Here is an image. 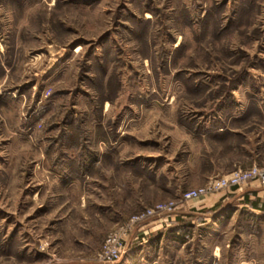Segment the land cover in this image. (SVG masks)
Masks as SVG:
<instances>
[{"label": "rangeland", "instance_id": "374dc122", "mask_svg": "<svg viewBox=\"0 0 264 264\" xmlns=\"http://www.w3.org/2000/svg\"><path fill=\"white\" fill-rule=\"evenodd\" d=\"M204 123L234 134L201 141ZM234 147L259 153L227 174L264 167V0H0V264H96L122 224L217 177L199 159L246 162ZM231 212L163 223L115 264L262 260Z\"/></svg>", "mask_w": 264, "mask_h": 264}, {"label": "crops", "instance_id": "0c3cea01", "mask_svg": "<svg viewBox=\"0 0 264 264\" xmlns=\"http://www.w3.org/2000/svg\"><path fill=\"white\" fill-rule=\"evenodd\" d=\"M204 124L209 126L211 123ZM216 124L217 123H215V125ZM231 124L233 126L235 123H221L219 126H209L203 131L202 134H199L198 137L201 141H205L206 139L222 140L226 135L234 134V130L230 128L232 127ZM231 151L236 154L242 153V156L246 158V162H242L243 164H240L239 160L235 159L233 162L230 163L228 167L218 168L213 167L211 163L207 161V159H199L198 168H200V171L204 172L205 175H225L236 168L248 167V164H250L254 159H256L258 156L257 154L259 153L256 152L255 149L240 150L237 147L231 148ZM189 158L193 161L190 164L191 166H198L196 165V159L192 152L189 153ZM188 205L180 206V209H178V211L173 213L171 216L166 217V219L149 220L144 223V225L139 229H135L134 231H132L129 237L127 238L125 248L126 245L129 244V247L133 251L131 254H135V249L137 248V246L140 245V243L136 242L137 237H139L141 234H145L146 232H152V230H155L156 228L162 226L163 223H165L167 226H180L183 223L181 222V219L185 217L184 215L199 216L208 214V216H212L215 214V224L220 223V220L226 215H228L229 211H232L230 219L235 218L236 222L240 225L238 227V229H240V234H235V239L238 241H248L247 243L245 242L246 244L243 243V247L248 250V254L249 252H253L254 254H256L254 241L264 240V187H260L257 183H251L243 188L232 189L220 194L205 197L200 201H195L191 205ZM202 219L205 220L202 225L207 224L208 218L202 217ZM244 224H246L248 227L250 225V230L244 231ZM149 226L151 227L147 228ZM207 235L209 237L206 238L212 239L214 233L209 232ZM141 252H143L142 248L139 253ZM215 252L216 250L214 248V251L212 253L213 256H216ZM259 261H262V264H264V258L262 260L257 259L254 261L253 259L249 258L245 260L244 258H240L239 256L238 260L236 261V264H260Z\"/></svg>", "mask_w": 264, "mask_h": 264}, {"label": "built area", "instance_id": "2783aa9c", "mask_svg": "<svg viewBox=\"0 0 264 264\" xmlns=\"http://www.w3.org/2000/svg\"><path fill=\"white\" fill-rule=\"evenodd\" d=\"M251 183H257L260 187H264V167L254 165L248 169H238L230 174L217 176L209 180L204 187L184 192L178 202L172 201L166 205H159L154 209L136 215L127 223L122 224L114 234L107 237L103 247L96 255V264H115L118 262L131 232L142 227L150 219L164 214H173L180 206L191 201L232 189H240Z\"/></svg>", "mask_w": 264, "mask_h": 264}]
</instances>
